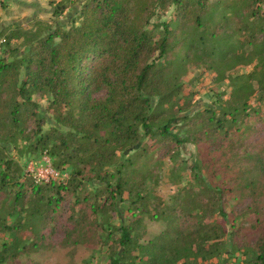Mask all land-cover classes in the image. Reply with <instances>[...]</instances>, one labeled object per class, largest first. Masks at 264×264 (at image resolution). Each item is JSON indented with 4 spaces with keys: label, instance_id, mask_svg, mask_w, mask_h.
I'll use <instances>...</instances> for the list:
<instances>
[{
    "label": "trees",
    "instance_id": "obj_1",
    "mask_svg": "<svg viewBox=\"0 0 264 264\" xmlns=\"http://www.w3.org/2000/svg\"><path fill=\"white\" fill-rule=\"evenodd\" d=\"M263 2L90 0L80 11V24L38 34L25 53L10 61L1 58L0 145L28 126L40 129L39 105L33 97L48 95L54 118L73 129V133L54 136L57 143L49 148L74 164L67 184L38 183L31 178L20 181L18 163L0 157L4 167L0 169V197L9 194L7 198L23 210L26 219L23 222L19 215L10 226L1 223L3 229L18 231L29 223L35 237L30 247L39 249L42 229L56 234L70 196L83 190L80 177L86 167L115 162L118 152L134 147L148 156L165 144L193 138L204 147L210 174L220 171L227 176L223 191L240 202L248 200L245 208L256 217L253 228L260 229L249 264H264V111H250L247 101L255 89L264 93ZM170 7L175 19L155 25L161 27L157 37L148 25L156 11L166 12ZM5 38L8 47L13 36ZM168 55L171 60H164ZM189 65H202L220 78L228 77L231 100H224L221 109L209 107L195 116L179 115L184 111L177 113L174 101ZM240 65H252V70L227 76ZM101 88L105 94L93 97ZM247 120L252 124L247 125ZM179 122L192 137L174 134L171 128ZM50 138L45 133L38 142L46 146ZM143 138L153 142L140 147ZM125 160L116 167L119 176L114 184L105 187L113 199L120 200L126 186H131L121 175L124 169L129 178L138 174L136 160ZM98 194L73 195L63 227L65 242L97 243V230L102 228L97 215L107 201L100 203ZM174 198L165 208L158 199L151 216L164 219L166 227L145 244L132 235V226L119 228L122 251H116L111 264L129 259H138L136 264H190V260L214 256L223 232L218 221L210 222V204H204L194 190L181 191ZM4 201L0 198V214Z\"/></svg>",
    "mask_w": 264,
    "mask_h": 264
},
{
    "label": "rangeland",
    "instance_id": "obj_2",
    "mask_svg": "<svg viewBox=\"0 0 264 264\" xmlns=\"http://www.w3.org/2000/svg\"><path fill=\"white\" fill-rule=\"evenodd\" d=\"M89 1L0 0V59L10 61L14 58L12 56L25 53L30 41L34 40L38 34L44 35L57 27L64 30L72 25L80 24L82 21L80 11ZM261 8L264 10V2ZM174 19L172 7L166 12L156 11L148 29H152L158 37L161 27L156 28L155 25L163 21L172 22ZM10 33L13 38L7 47L5 37ZM171 58L172 56L168 55L164 60L170 61ZM251 70L252 65H240L231 72H227V76L233 78L250 73ZM180 85L181 90L174 101V110L177 113L184 111L179 115L195 116L209 107L215 110L221 109L225 104L224 100H231L230 79L220 78L218 73L202 65L186 67ZM255 87L253 86L254 89ZM254 91L247 101L250 104V111L258 113L264 111V93L257 89ZM105 92L106 90L101 88L94 92L93 97L103 96ZM33 99L39 105L40 129L37 130L36 126H28L24 133L4 142L0 145V157L3 160L11 159L18 163L21 170L20 181L31 178L38 183L54 180L67 184L74 164L66 160L62 152L55 154L49 147L57 143L54 136L58 133L62 135L73 133V129L59 124L54 118L48 95H37ZM155 102L156 98L153 99L154 104ZM180 124L181 122L172 126L171 130L174 134H179L180 138L192 137L187 126L185 124L179 126ZM246 124L250 125L252 122L247 120ZM45 133L51 136L46 146L38 142V138ZM193 141V138H190L189 141L180 144L171 143L169 146L165 144L148 156H144L140 148L134 147L133 150L118 152L115 162L97 164L93 169L85 168L80 177L83 190L73 195L80 196L88 192L92 196L99 193L97 197L98 199L100 197V203L107 199L102 211L97 215V221L102 224V228H98L99 240L93 245L73 243V239L69 242L64 240L63 227L67 223L68 207L73 204V195L61 211L62 219L58 222L56 234H51L48 228L42 229L43 244L36 250L30 247L35 237L33 236L34 228L27 227L29 223L18 231L6 230L1 226V223H6L7 226L12 225L18 221L19 215L23 222L26 221L23 210L17 206L14 207L11 199L7 198L9 194H5V197L1 196L0 198L5 199V206H2L0 214V264H111L116 251L117 253L122 251V247L118 244L120 227L132 226V235L138 237L140 243L145 244L166 227L164 219L159 220L151 216L158 199L161 200V208H165L166 205L173 203L176 194L190 190L200 193L204 204L207 206L210 204L212 210L210 222L218 221L223 235L219 240L220 248L214 256L206 260H190L189 263H251L260 229L253 228L252 223L255 222L256 217L245 208L248 200L240 202L223 191L227 176L220 171L215 173L213 171L210 174L209 169L205 167L207 158L204 156V147ZM147 142L149 145L153 140L143 138L139 143L140 147ZM153 148L151 146L150 150ZM126 158L136 160L138 174L135 173L129 178L127 170L124 169L121 175L127 177L131 186H126L120 200L116 196L113 199L105 187L107 188V183L114 184L115 178L119 176L116 173V167L126 161ZM2 159H0V169L4 168L1 164ZM91 200L94 201V198L92 197ZM134 263H138V259H129L120 264Z\"/></svg>",
    "mask_w": 264,
    "mask_h": 264
},
{
    "label": "crops",
    "instance_id": "obj_3",
    "mask_svg": "<svg viewBox=\"0 0 264 264\" xmlns=\"http://www.w3.org/2000/svg\"><path fill=\"white\" fill-rule=\"evenodd\" d=\"M41 2H42V0H41Z\"/></svg>",
    "mask_w": 264,
    "mask_h": 264
}]
</instances>
